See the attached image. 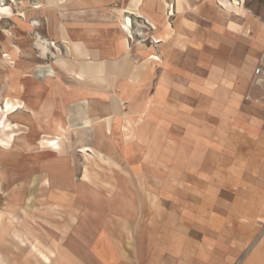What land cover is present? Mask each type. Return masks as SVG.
<instances>
[{"label": "crops", "instance_id": "obj_1", "mask_svg": "<svg viewBox=\"0 0 264 264\" xmlns=\"http://www.w3.org/2000/svg\"><path fill=\"white\" fill-rule=\"evenodd\" d=\"M187 3L92 0L97 18L61 23L59 81L55 67L33 74L49 96L31 100V131L61 140L38 146L54 159L34 163V182L48 177L76 221L62 262L264 264V95L252 86L264 23L230 0L201 23Z\"/></svg>", "mask_w": 264, "mask_h": 264}, {"label": "rangeland", "instance_id": "obj_2", "mask_svg": "<svg viewBox=\"0 0 264 264\" xmlns=\"http://www.w3.org/2000/svg\"><path fill=\"white\" fill-rule=\"evenodd\" d=\"M110 1L115 2L116 8L125 2ZM195 1L190 17L198 22L210 23L216 21L218 15H227L219 0ZM230 1L244 5L245 22L253 19L257 25L264 23V0ZM179 2L187 8V0ZM91 4L92 0H0V161H3L0 164V216L3 215L0 223V255L6 264H46L45 256L51 259L52 264H69L62 261L74 259L68 250L79 244L74 235L76 221L65 218L66 207L61 208L53 202V196L60 194L59 188H47L50 183L48 177L44 178L42 187L34 182L37 175L44 173L35 171L34 163L54 159L52 152H39L38 146L58 151L61 140L59 136L49 134H43L40 138L38 130L31 131V100H45L49 96V93L34 86L35 71L42 69L36 75L44 78L54 76L55 67L57 77L48 82L59 81L60 57L63 54L59 47L61 23L64 28H69L77 21L97 18ZM126 18L132 21L131 17ZM100 19L108 17L101 13ZM109 19L118 20L121 15L116 11ZM236 19L241 20L235 17L233 20ZM244 31L250 33L253 28L245 23ZM38 38L48 40L51 50L43 54L37 43ZM24 109L28 111H21ZM13 111H21L20 119L12 116L15 113L10 114ZM25 129L28 130L25 132ZM19 135L22 136L17 138ZM19 146L29 150L31 158H28V152L21 157L18 154ZM28 159L32 163L31 185L23 186L29 173Z\"/></svg>", "mask_w": 264, "mask_h": 264}, {"label": "built area", "instance_id": "obj_3", "mask_svg": "<svg viewBox=\"0 0 264 264\" xmlns=\"http://www.w3.org/2000/svg\"><path fill=\"white\" fill-rule=\"evenodd\" d=\"M252 86L264 95V55L255 66L252 77Z\"/></svg>", "mask_w": 264, "mask_h": 264}, {"label": "bare ground", "instance_id": "obj_4", "mask_svg": "<svg viewBox=\"0 0 264 264\" xmlns=\"http://www.w3.org/2000/svg\"><path fill=\"white\" fill-rule=\"evenodd\" d=\"M130 18H124V23L126 24V25H130ZM132 22V21H131ZM126 25H124V26H126ZM37 43H38V46H39V48H41V50H43V54H45L46 52H48L49 50H51L50 49V46H51V43H49L48 42V40H43V41H41L39 38H38V40H37ZM51 53V52H50ZM50 55V54H49ZM45 57V56H44ZM54 72V71H53ZM16 111H13V112H11L10 114H12V113H15ZM9 114V115H10ZM8 115V116H9ZM14 123V122H13ZM17 136V135H16ZM16 136L14 137V140L16 139ZM2 219H3V215L1 214V216H0V223L2 222ZM14 219V218H13ZM15 220V219H14ZM0 264H6V262L3 260V258H2V256L0 255Z\"/></svg>", "mask_w": 264, "mask_h": 264}]
</instances>
